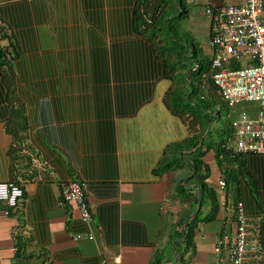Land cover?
I'll list each match as a JSON object with an SVG mask.
<instances>
[{
	"label": "crops",
	"instance_id": "1",
	"mask_svg": "<svg viewBox=\"0 0 264 264\" xmlns=\"http://www.w3.org/2000/svg\"><path fill=\"white\" fill-rule=\"evenodd\" d=\"M134 1L112 0V54L118 53L120 45L141 41L129 32ZM243 2L222 0V5L215 7L209 0L207 8ZM210 38L211 30L208 45L212 58ZM123 53L126 56L127 52L121 51L118 59ZM161 83L169 85L158 97ZM143 84L128 81L125 86ZM170 86V81L157 79L150 95L129 94L126 105L113 102L106 117L96 100L61 101L59 110L48 100L29 107L27 140L15 160L9 153L12 136L0 117V182L17 181L24 189L16 208L0 201V264H152L167 241V237L160 239L165 220L174 222L179 212L178 205L168 198L174 175L157 177L153 170L166 148L189 135L184 123L164 103ZM257 110L258 105L248 107L252 118ZM211 154L205 161L211 169L209 183L217 189L221 174ZM70 181L86 186L93 239L87 237L89 228L78 205L61 203L63 184ZM224 228L229 235L235 228L231 207L221 208L216 220L201 226L190 264H216L219 260L228 264L227 252L218 255L215 251ZM77 235L85 236L75 240Z\"/></svg>",
	"mask_w": 264,
	"mask_h": 264
},
{
	"label": "trees",
	"instance_id": "2",
	"mask_svg": "<svg viewBox=\"0 0 264 264\" xmlns=\"http://www.w3.org/2000/svg\"><path fill=\"white\" fill-rule=\"evenodd\" d=\"M36 1L0 0V117L13 139L9 150L12 158H19L27 140L29 107L48 100L59 110L61 101L96 100L106 117L113 102L123 107L129 94L150 95L157 79L168 80L171 86L164 103L184 123L189 135L166 148L153 170L157 177L174 175V189L168 198L177 202L179 212L169 230L165 223L167 233L163 230L160 239L167 237V241L152 264H190L201 226L216 220L221 208L227 207L233 209L235 221L239 203L248 217L260 218L264 245V155L227 147L234 133L233 118L231 134L221 135L218 141L214 138V122L220 110L229 106L214 84L212 58L202 55L193 43L181 40L173 28L174 18L189 15L186 8L175 14L182 1L135 0L129 32L141 41L120 45L116 54L111 53L105 39L104 0H81L84 25L79 32L76 28L71 33L75 40L70 43L56 40L52 21L42 24L44 27L38 24L39 15L45 14L48 7L55 11L46 0ZM58 27V31L68 34L66 25ZM121 51L127 54L118 59ZM139 54L142 57L137 59ZM229 67L243 66L233 61ZM128 81L144 84L128 87ZM129 88L133 90L128 92ZM210 153L225 182L223 188L216 189L209 183L211 169L205 158ZM10 183L23 189L17 181ZM225 232L226 228L222 234Z\"/></svg>",
	"mask_w": 264,
	"mask_h": 264
},
{
	"label": "built area",
	"instance_id": "3",
	"mask_svg": "<svg viewBox=\"0 0 264 264\" xmlns=\"http://www.w3.org/2000/svg\"><path fill=\"white\" fill-rule=\"evenodd\" d=\"M205 14L211 20V68L215 86L230 108L242 103L258 105L256 118L242 111L233 119L234 133L227 147L237 152L264 155V0H244L242 4L223 5L218 9L208 7ZM242 59L247 65L241 69L229 67L233 61ZM218 185L223 188L225 182L220 179ZM62 190L61 203L78 205L81 217L89 228L87 237L93 239L92 208L86 197L85 184L70 181L63 184ZM23 196L24 191L19 186L0 182V201L9 208H16ZM4 214L8 216L10 212L6 210ZM84 236L77 235L74 239ZM215 251L218 255L226 251L228 264H264L260 218L248 217L242 203H239L235 228L231 235H222Z\"/></svg>",
	"mask_w": 264,
	"mask_h": 264
},
{
	"label": "rangeland",
	"instance_id": "4",
	"mask_svg": "<svg viewBox=\"0 0 264 264\" xmlns=\"http://www.w3.org/2000/svg\"><path fill=\"white\" fill-rule=\"evenodd\" d=\"M29 1H33V0H29ZM46 1L49 2L51 7L53 5V9L55 13H53L52 9L48 7V10L45 14L39 15L40 17L37 19L38 24L39 25L43 24L44 26H46L47 21H52L51 23H54L52 26V32H54L57 35L56 40H58V42L63 41L70 43V41L75 40L74 36L71 33H74L76 28H78L77 30L79 32V27L83 28L84 25V24L82 25L81 23L83 21V16H82V12L79 9V7L81 6V0H46ZM175 1H182L183 3L181 7L177 8L175 13L176 15H179L183 8H186L189 11V15L186 17L184 16L182 18H177V17L174 18L173 28L175 29L176 34L179 35L181 40H183L185 43L186 42L190 44L193 43L194 45L198 46L202 55L206 57H210L211 51L209 49L208 43H209L210 30H211V20L205 14L206 8L209 4V0H175ZM104 3H105L104 10H105V17L107 24L105 39L107 44L109 45V39H110L109 23L113 17L112 14L113 8L111 5L112 0H104ZM56 6H59L60 9L55 10ZM64 6H68V9ZM61 24L66 25L68 27V31H66L68 33L67 35L64 34L63 32L61 33L60 31H58L60 29L58 25ZM43 25L42 27H44ZM5 43L6 42H2L3 45H5ZM239 63L242 66L247 65L245 59L240 60ZM179 82L180 81H178L177 86L179 85ZM167 85H169V83L168 84L161 83L159 90L156 92L158 93V97L162 94L163 90H165L164 88L167 87ZM253 106H257V105L255 103H242L234 108H230V107L227 108L226 106L223 107L220 110L219 117L214 122V126H213V128L216 130V132L214 133H216V135L220 134V136L217 137L215 135L214 138L218 141L223 138V136L221 135L226 136L227 132L231 134L230 120L233 117H235V115L238 112H242V111L248 112V107H253ZM173 184L175 183L173 182ZM169 200L171 201V204L178 205L177 202L174 201V199L169 198ZM167 220L169 219L165 220L166 223L169 224L167 228H170L171 222Z\"/></svg>",
	"mask_w": 264,
	"mask_h": 264
},
{
	"label": "water",
	"instance_id": "5",
	"mask_svg": "<svg viewBox=\"0 0 264 264\" xmlns=\"http://www.w3.org/2000/svg\"><path fill=\"white\" fill-rule=\"evenodd\" d=\"M219 2V5H217V4H214V0H211V3L213 4V5H215V7H218V6H220V5H222V0H218Z\"/></svg>",
	"mask_w": 264,
	"mask_h": 264
},
{
	"label": "bare ground",
	"instance_id": "6",
	"mask_svg": "<svg viewBox=\"0 0 264 264\" xmlns=\"http://www.w3.org/2000/svg\"><path fill=\"white\" fill-rule=\"evenodd\" d=\"M63 45V44H62Z\"/></svg>",
	"mask_w": 264,
	"mask_h": 264
}]
</instances>
